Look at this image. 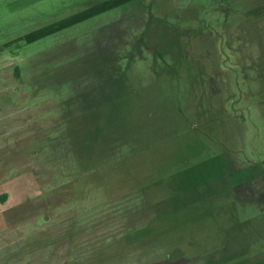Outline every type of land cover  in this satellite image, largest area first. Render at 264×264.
Returning a JSON list of instances; mask_svg holds the SVG:
<instances>
[{"label":"rangeland","instance_id":"obj_1","mask_svg":"<svg viewBox=\"0 0 264 264\" xmlns=\"http://www.w3.org/2000/svg\"><path fill=\"white\" fill-rule=\"evenodd\" d=\"M106 1L0 0V45L11 42L0 53V264H264V248L241 257L264 246V47L252 20L264 26V0H135L23 39ZM197 8L205 23L181 20ZM185 49L184 117L216 123L224 171L251 176L235 196L184 193L219 172L193 131L164 124L175 82L154 68ZM118 96L138 136L109 127L102 143ZM90 116L93 150L81 142Z\"/></svg>","mask_w":264,"mask_h":264},{"label":"trees","instance_id":"obj_2","mask_svg":"<svg viewBox=\"0 0 264 264\" xmlns=\"http://www.w3.org/2000/svg\"><path fill=\"white\" fill-rule=\"evenodd\" d=\"M135 0H109L106 2H103L101 4L98 5H93L89 8H87L86 10L79 12L69 18L63 19L57 23H54L52 25H48L42 28H39L31 33H28L24 36V40L26 41V43H33L35 41H38L40 39H43L47 36H50L52 34H55L59 31H62L66 28H69L71 26H74L78 23H81L83 21H86L88 19H91L93 17H96L98 15H101L109 10H112L114 8L120 7L122 5L131 3ZM261 7V9L263 10V14H264V2H262V5L259 6ZM215 8V11L217 9L220 8ZM203 13L202 10H200L199 8H197L196 12L194 14L190 15L189 10H185L184 14L182 15L181 20L190 24L195 23V21H197L198 24L201 23H205L204 21H200V16ZM260 18H255L252 19L255 21L259 34L258 32H256L257 34L255 35V39H257L258 41H260L262 43L261 46H259L260 48L264 47V34H263V30H264V26H260L259 25V20ZM262 20L264 21V16L262 17ZM228 23V22H227ZM226 23V27L232 28V26L230 24L227 25ZM187 30L191 29L190 25H187L185 23ZM255 29V27H253ZM218 31V32H216ZM214 33H216L215 36V42L219 39V37L217 35H220L222 39L225 38L224 33L220 32L219 30H216ZM244 32L239 31V34H241V39L242 41L246 38V35L252 34V33H247V34H243ZM230 38V37H229ZM191 39L190 37H186L184 39V41L187 43V45L189 44ZM141 39H139L140 41ZM11 42H7L5 44L0 45V53H2L5 49L9 48ZM225 45H227L228 47H231V41L226 40ZM242 48V47H241ZM173 60V63L175 64L176 69H168L169 67L166 66V64H168L169 62L167 61L169 59ZM158 57V54L154 53V59L156 60V58ZM159 59L161 60L160 64V68H154L155 70L158 69L160 70V72H162V74L158 77L159 79L162 80H168L171 83L175 82L174 85H172V87L176 90V100H173L174 105H175V110H176V115H168L169 117L167 118L166 122L164 124H166L165 126L167 128L169 127H177V124H179L178 126H180L183 130L189 129L191 131H193L196 136L199 138L201 146L203 147L204 151H210L209 153L211 154V160H215L218 163V169L219 172L217 174H215L213 177H211L210 179L205 180L204 182H198L199 184H193L192 186H188L189 189H187L184 193H186L187 191H194V190H200L201 188H208V187H212L214 185H220V191L221 193L223 192H233V196H235V192H236V187H240V185L242 186L243 183H247L249 182L252 178L247 177L244 178L241 176L240 173L238 172H231L226 170L224 171L223 168V162L221 161V152H223L222 150V142L220 139V131L219 128L217 127L216 123L214 122H209V123H205L203 126H201L200 128H194L193 127V123L190 124L191 122L188 120L187 117H184L183 112L185 110H188V101L190 103V99L191 97L189 95H191L192 90L188 93L189 88H190V60H188V52L185 50L183 51H177V52H170L168 53V51L166 52V54L164 55L163 53L160 54ZM168 62V63H166ZM178 81H186L187 84L183 83L184 85L181 86V83H178ZM192 84V83H191ZM185 87L188 88L187 90H185ZM187 96V99H186ZM120 98L119 96L117 97V102H118V108L115 111V114L112 113L109 115V117H107V120H110L112 122V125H105V126H101V132L98 136L94 137L95 135V127H98L95 125V123L93 122V116L91 117V120H89V126L86 127L83 135L81 136V142H83L84 146H86L88 149L93 150L92 148V141H93V137L95 138V140L100 139V136L102 138V143L107 142V135H108V128H111L112 132H124L123 135H121L122 137L125 136V133H127L130 137H137L138 135H135V128L132 127L133 125V117L130 116V112L128 111L129 109L126 108V101H122L119 102ZM143 118H139V122H142ZM149 119V117H148ZM175 124V126H173ZM145 128V127H144ZM100 129V128H99ZM164 133H165V138H168L170 136H172L173 134H170L168 132L167 129H164ZM120 136V137H121ZM115 137V136H114ZM80 138V137H79ZM114 139V138H113ZM206 159V158H205ZM199 165L198 164H192L190 166H187L186 169H192L193 167ZM245 179V180H244ZM250 179V180H249ZM234 231H236L235 229H232ZM249 243H247L248 245ZM240 246V248H244L245 246ZM249 246V245H248ZM239 248V249H240ZM262 248H264V246L261 247H256L255 250H248V252H246V254H243L241 257L243 258H247V257H252L254 254H257L259 252H261ZM246 250V249H245ZM239 251V250H238ZM241 260V259H240ZM238 262V261H237Z\"/></svg>","mask_w":264,"mask_h":264}]
</instances>
